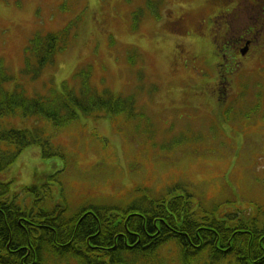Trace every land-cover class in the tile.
Here are the masks:
<instances>
[{
	"label": "rangeland",
	"instance_id": "1",
	"mask_svg": "<svg viewBox=\"0 0 264 264\" xmlns=\"http://www.w3.org/2000/svg\"><path fill=\"white\" fill-rule=\"evenodd\" d=\"M159 1L0 0V64L10 78L0 83V91L23 92L27 99L65 95L64 100L70 90L80 91L83 72L89 70L87 79L99 94H131L136 103L135 120L117 116L114 123L108 113L79 112V119L63 124L58 134L49 116L31 107L32 117L8 120V128L26 129L30 139L39 134L50 138L44 143L63 155L45 159L40 147L31 145L1 172L11 190L20 191L18 200L30 199L22 192L24 187L39 186L45 174L64 169L58 186L51 178L40 188L54 189L50 204L65 200L73 212L90 205L137 206L168 190L172 191L164 198L182 192L183 186L194 191L202 204L226 203L224 211L242 216L252 204L264 205L262 118L240 117L252 102L264 99L254 97L256 91L248 88L246 99L251 103L234 104L226 112L243 89L224 86L216 76L205 81L204 69L194 63L214 52L209 34L212 26H217L214 36L222 33L217 17L222 7L217 0H161L163 10L185 17L187 32L179 34L157 23L158 12H150L158 9ZM248 20L250 16L238 17L230 25L242 33ZM51 32H65L61 41L68 40V47L58 48L45 68L34 67V78L25 73L26 66L42 58L29 51L30 39ZM258 45L264 46V41ZM260 64L253 62L245 75L251 86L264 85V54ZM217 86H228L229 100L227 95L217 98V92L207 95ZM234 117L239 118L231 122Z\"/></svg>",
	"mask_w": 264,
	"mask_h": 264
},
{
	"label": "trees",
	"instance_id": "2",
	"mask_svg": "<svg viewBox=\"0 0 264 264\" xmlns=\"http://www.w3.org/2000/svg\"><path fill=\"white\" fill-rule=\"evenodd\" d=\"M65 34L35 38L30 51L42 59L26 66L25 73L35 77L34 67L50 65ZM0 70V83L8 81L3 64ZM83 73L80 91L70 90L64 100L65 95L27 99L23 92L0 91V173L33 143L43 146L45 157L58 154L44 143L50 138L39 134L30 139L26 129L7 127L10 119L32 117L30 107L48 115L54 128L74 123L78 111L108 113L112 119L126 114L136 118L132 96L99 94L88 81L90 73ZM259 97L264 98L263 93ZM55 177L61 178L62 171ZM36 186L41 187L30 188L34 199L23 202L0 178V264H51L53 258L55 264H264L262 203L252 204L242 216L224 211L226 203L202 204L194 191L183 186L182 192L164 198L172 191L168 190L137 206L114 210L90 205L73 212L65 203L50 206L52 190L44 198L45 189Z\"/></svg>",
	"mask_w": 264,
	"mask_h": 264
},
{
	"label": "flooded vegetation",
	"instance_id": "3",
	"mask_svg": "<svg viewBox=\"0 0 264 264\" xmlns=\"http://www.w3.org/2000/svg\"><path fill=\"white\" fill-rule=\"evenodd\" d=\"M216 3L222 7L217 14L222 33L217 32L214 36L217 26H212L213 32L209 35L210 42L214 39V52L202 55L196 61L199 60L207 70H210L211 78L216 76L220 80L219 83H223L224 86L227 83L229 87L231 84L236 86L240 76L249 73L253 62L259 64L264 53V46L258 45L260 40L264 41V0H217ZM248 16L250 20L246 23L247 28L242 33L236 30V25H230L236 24L238 17L243 20ZM161 18V24L169 28L172 33L177 31L179 34L185 33L186 30L183 27L185 17L176 18L172 11L161 10ZM198 26H203V23H199ZM189 34L191 35L190 29ZM224 39L226 43L223 44ZM208 47L211 48L210 44ZM218 86L217 90L213 89L206 94L212 97L214 92H217V98L220 95H227L226 98L229 100L228 86L226 89L223 88L224 86L221 88Z\"/></svg>",
	"mask_w": 264,
	"mask_h": 264
}]
</instances>
